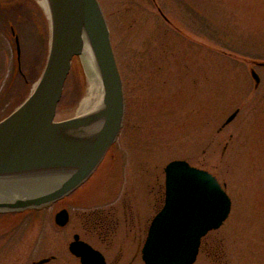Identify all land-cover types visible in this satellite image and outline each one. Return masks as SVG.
Returning <instances> with one entry per match:
<instances>
[{"label":"rangeland","instance_id":"1","mask_svg":"<svg viewBox=\"0 0 264 264\" xmlns=\"http://www.w3.org/2000/svg\"><path fill=\"white\" fill-rule=\"evenodd\" d=\"M99 1L122 79L124 125L93 174L66 197L0 213V264H38L52 255L41 264H79L68 250L74 233L95 247L141 246L163 205L164 167L173 159L211 173L231 199L221 226L202 237L195 264H264V66L252 63L264 60V0ZM49 37L38 0H0V119L32 90ZM87 85L75 56L56 120L75 115ZM62 207L69 221L57 226ZM98 210L113 213V231L95 232ZM135 254L132 264H141Z\"/></svg>","mask_w":264,"mask_h":264},{"label":"water","instance_id":"2","mask_svg":"<svg viewBox=\"0 0 264 264\" xmlns=\"http://www.w3.org/2000/svg\"><path fill=\"white\" fill-rule=\"evenodd\" d=\"M45 3L50 24L45 65L28 96L0 120L3 213L38 209L68 195L93 173L123 123L122 79L99 0ZM84 44L90 47L101 82V105L83 115L56 120L71 61L81 54ZM16 48L19 59L18 44ZM250 72L257 85L259 75L254 69ZM237 113L235 109L225 124ZM164 185V203L148 227L142 260L144 264H194L202 237L221 226L231 199L215 176L184 159L165 165ZM68 220L66 208L54 215L58 226ZM68 249L81 264H105L103 254L77 233Z\"/></svg>","mask_w":264,"mask_h":264},{"label":"flooded vegetation","instance_id":"3","mask_svg":"<svg viewBox=\"0 0 264 264\" xmlns=\"http://www.w3.org/2000/svg\"><path fill=\"white\" fill-rule=\"evenodd\" d=\"M157 10L162 16L161 8L157 7ZM125 112H126V100H125ZM93 212L94 213L91 215L92 218L91 221L93 228L95 229V232L99 234L100 233L105 234L108 233L109 229H111V231L114 230V227L116 225L113 222H116V219L114 218V215L111 211L98 210ZM103 243L104 245L102 247H95V246L94 247L103 254L105 258V264H132L135 261L137 255L135 254V250L136 253L138 252V254L140 255V259H142L141 246H136L138 243L135 241H133V243L131 244L128 242H108V241H105ZM129 252L130 253L133 252V254L129 256ZM75 258L78 259L79 264H81L80 259L78 257Z\"/></svg>","mask_w":264,"mask_h":264},{"label":"bare ground","instance_id":"4","mask_svg":"<svg viewBox=\"0 0 264 264\" xmlns=\"http://www.w3.org/2000/svg\"><path fill=\"white\" fill-rule=\"evenodd\" d=\"M41 7L47 11V5L45 0H38ZM82 65L84 66L85 72L87 74V88L85 93L81 97L78 105L76 106V115H83L85 113L91 112L101 105L102 98V88L99 76L96 72L94 61L92 58V53L90 47L84 44L83 50L79 55ZM101 164V163H100Z\"/></svg>","mask_w":264,"mask_h":264}]
</instances>
